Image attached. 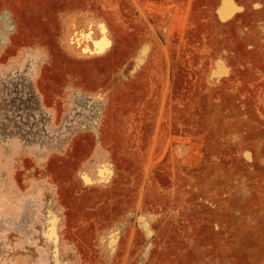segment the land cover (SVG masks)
<instances>
[{"label":"rangeland","instance_id":"1","mask_svg":"<svg viewBox=\"0 0 264 264\" xmlns=\"http://www.w3.org/2000/svg\"><path fill=\"white\" fill-rule=\"evenodd\" d=\"M0 264H264V0H0Z\"/></svg>","mask_w":264,"mask_h":264}]
</instances>
